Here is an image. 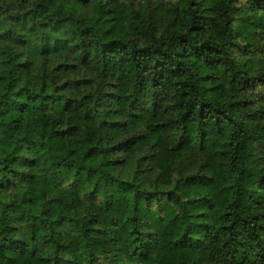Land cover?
<instances>
[{
    "label": "trees",
    "instance_id": "1",
    "mask_svg": "<svg viewBox=\"0 0 264 264\" xmlns=\"http://www.w3.org/2000/svg\"><path fill=\"white\" fill-rule=\"evenodd\" d=\"M0 264H264V0H0Z\"/></svg>",
    "mask_w": 264,
    "mask_h": 264
}]
</instances>
